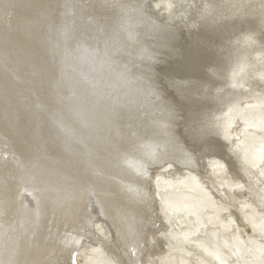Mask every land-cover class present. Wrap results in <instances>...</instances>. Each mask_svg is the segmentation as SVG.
<instances>
[{"label":"bare ground","instance_id":"bare-ground-1","mask_svg":"<svg viewBox=\"0 0 264 264\" xmlns=\"http://www.w3.org/2000/svg\"><path fill=\"white\" fill-rule=\"evenodd\" d=\"M166 1L0 0V264H188L205 225L203 254L236 264L246 247L218 215L238 201L264 236L229 133L264 131V0ZM249 140L256 167L264 137ZM157 182L195 195L162 206ZM168 208L188 230L171 233Z\"/></svg>","mask_w":264,"mask_h":264},{"label":"rangeland","instance_id":"rangeland-1","mask_svg":"<svg viewBox=\"0 0 264 264\" xmlns=\"http://www.w3.org/2000/svg\"><path fill=\"white\" fill-rule=\"evenodd\" d=\"M169 7H170L169 2L166 1V0H158V2H156V6H155V8L159 9L161 12L167 11L169 9ZM241 105L242 106L252 105V102L251 101L242 102ZM251 124H252L251 122H249V124H248V122L245 123V121H243V120H241V121L240 120H236L233 123V125L231 126L230 131H229V133H230V146H232V147L237 149V154H238L239 159L242 162H244L245 168L247 169V171H249L248 173L252 175V176L250 175L251 179L255 183L257 182L256 183V187L261 192L264 193V158H262V162H261L262 164L260 163L256 167H254V166H252L251 163L248 162V160H245V157H244L246 146L248 144L247 142L250 141L249 139L252 138V135L254 134L256 136H259L260 138L264 137V131L263 132H262V130L254 131V130L258 129V128L254 127V125L253 124L251 125ZM259 131H261V132H259ZM231 136H232V138H231ZM216 161H217L216 159L211 157L208 160V162H207L208 168H212V169L215 168V166H217V162ZM190 177L192 178L194 176H190ZM237 186L238 185H236L235 187H237ZM156 187H157L156 194H157V197L159 198L160 204L162 206L165 205L166 199H169L168 197L170 195H173V194L174 195H180V193L181 194L185 193V194L195 195L194 191H190L188 189L187 190L183 189V191H181V192H177L176 189L169 190V188L166 185H163L160 182L156 183ZM186 188H187V186H186ZM196 195L198 197L202 196V194H200L201 195L200 196L199 193H196ZM176 201H177V198L172 199L171 203H176ZM242 202L243 201H238L237 207H235L233 209L231 208V209H227L225 211H222L218 215V218L221 219V220L223 219L224 221H226L227 225L229 224V221L231 219L233 220V225L227 226L228 227V231L224 232L223 236H222V234H220L219 237L229 241L230 243H232V238L231 237L233 235H238L240 237V240L243 243V246L246 247L245 250H244L245 253L243 255V258H240V257L238 258L236 255L233 254L229 258V263H236V264H264V253L261 254V256L257 255V254H256L257 256H255V254L253 253V252H255V250L253 249V247L251 245V240H250V239L256 238L260 243L264 244V236L262 234L258 233V231H254L252 229L251 225L249 224V222L246 221L245 218H247L248 213L251 212V211L248 210V207L246 206L247 204L245 202H243V203ZM262 209L264 210V203L262 204ZM168 210L170 212V219H169L168 223H169V227H170L171 233L179 234V233L185 232L186 230L189 229V228L185 227L184 224L181 223V221L184 220L186 218V216H183L180 212H177V211L175 212L174 210H170V208H168ZM206 211H207V209L203 210L202 214L204 215ZM262 217L264 218V212H263ZM258 220H259V218H258ZM204 229H201L203 231H201L200 234H195V235H189L188 236V240L190 242H189V245L186 244L184 246V248H185L186 253L187 254L189 253V254L188 255L187 254H183V255H185L187 257L188 264H195V260H197L198 257H199L198 256V252L203 254L202 247L200 245L197 246L196 245L197 242L198 241H205V242L208 241V242H210V239H211L210 236L212 234V230L216 229V228H214V227L211 228L210 226L205 225ZM205 233H207L208 237L205 235ZM252 242L254 243V241H252ZM191 243H193V244H191ZM249 247H250V249H249ZM225 252L227 253L226 250H225ZM90 256L91 255L88 254V253H84V254L80 255V257L78 259L79 263L80 264H91L90 261L88 260V257H90ZM179 256L180 255H178L175 252H171L170 254H168V258H170V260H173V259L177 258V260L180 261V257ZM203 256H204V258H206L208 260V262H210V264H217L213 260H211L209 257H206L204 254H203ZM252 256H253V258H252ZM164 264H171V263L170 262H164ZM180 264H181V262H180Z\"/></svg>","mask_w":264,"mask_h":264}]
</instances>
